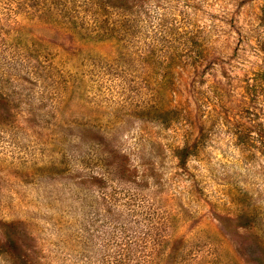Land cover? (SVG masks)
Instances as JSON below:
<instances>
[{
  "label": "rangeland",
  "instance_id": "374dc122",
  "mask_svg": "<svg viewBox=\"0 0 264 264\" xmlns=\"http://www.w3.org/2000/svg\"><path fill=\"white\" fill-rule=\"evenodd\" d=\"M0 264H264V0H0Z\"/></svg>",
  "mask_w": 264,
  "mask_h": 264
}]
</instances>
